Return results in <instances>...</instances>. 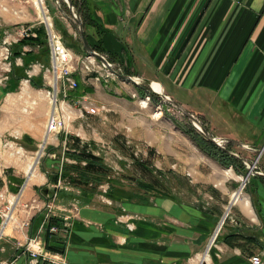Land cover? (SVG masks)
Segmentation results:
<instances>
[{"label":"crops","instance_id":"0c3cea01","mask_svg":"<svg viewBox=\"0 0 264 264\" xmlns=\"http://www.w3.org/2000/svg\"><path fill=\"white\" fill-rule=\"evenodd\" d=\"M82 11L90 22L85 26L90 41H100L115 64L158 81L169 94H187L188 108L204 116L217 136L264 146V0H85ZM4 27L0 38L11 30ZM43 64L32 61L26 69L38 84L23 78L0 85V264H33L28 243L38 236L43 244L40 225L50 206H67L76 198H52L57 182L49 179L47 168L61 164L50 150L64 147L65 133L46 134L54 77ZM74 77L79 84L68 89L73 99H68L67 149L77 147L75 137L95 143V119L86 116L91 115L87 110L81 115L75 105L86 91L118 114L112 137L135 143L146 154L150 150L162 178L171 182L168 190H157L141 203L118 196L116 207L124 213L98 193L72 186L67 192L80 195V210L68 221L65 264H253V255L264 264L261 176L253 175L239 193L245 173L199 150L163 111L154 113L148 100L132 99L121 83L111 91L92 77ZM8 140L23 154L13 149L8 154ZM232 150L250 160L257 157L245 147ZM259 163L263 170L264 155ZM43 186L51 189L47 197L39 193ZM126 219L135 223L134 230Z\"/></svg>","mask_w":264,"mask_h":264},{"label":"rangeland","instance_id":"374dc122","mask_svg":"<svg viewBox=\"0 0 264 264\" xmlns=\"http://www.w3.org/2000/svg\"><path fill=\"white\" fill-rule=\"evenodd\" d=\"M43 2H44L43 7L45 8V11L49 17L50 24L48 26L53 27L52 31L58 36H60L62 39L63 38L62 31L67 30L72 35V39L75 41L79 35L76 33V30L73 26V22L70 19L71 15H70L68 3L65 0H43ZM76 9L77 8H75V11ZM74 22L77 23L76 19H74ZM33 23H39V25H44L48 32L47 24L44 21V19H42V17L40 16L39 7L37 6L36 0H0V28L1 27L5 28L4 26H10L9 27V29H11L10 31L14 35H16L17 34L16 31H18V29L21 26L23 25L29 26ZM5 36H6V31L4 30L3 37ZM68 42H71V39H68L67 42H65V44H66V47L69 48L73 52V60L71 63L74 66V75H78L80 78H84V79H87L88 77H92V80H94L96 83L103 82V84H105V88L111 91L116 89L117 83L119 84L121 83L123 86H126L128 90H130L129 92H131L132 99L134 98L136 100H142V99L148 100L150 102V106H152V110L154 113L157 111H163L168 118H170L177 124L181 132H183L184 134L189 136V134H187L184 131L185 126L186 127L194 126L197 134H200V135L202 134V131L199 130L193 124V122H191V120H189V118L186 117L178 108L168 103L160 104V107H159L157 105V102H155L152 98L146 97L142 89H139L136 85L130 82H126V81L119 79L117 76L110 73L109 70L102 64L101 61L94 58L93 56H90L88 53L84 51L77 52L74 49L68 47L67 45ZM59 46H60L61 53L67 56V53L64 52L65 50L63 49L62 45L60 44ZM1 48L2 46L0 45V85L6 84V82H9V79H10L9 78L10 73L7 70V63H6L7 60H5L2 57ZM112 64L113 66H115L113 62ZM43 66L45 67V70L47 67L50 68V71H48V73L53 78L54 72L51 66V59H50V63L43 64ZM114 80L116 81L114 82ZM141 84H144L145 86H147L143 81L141 82ZM151 92L153 91L151 90ZM165 93L170 95L173 98L171 94L167 92ZM178 96L181 97L182 101L186 103V104H183V102L181 101L182 105L187 110L191 111L187 106L189 105L187 94L185 96H180L178 94ZM91 97L93 99V103L92 102L91 103L88 102V103L90 105L94 104L99 107V113L95 114V113H89L87 111L88 114H91V115H86V116H89L95 119L94 120L95 122H93L95 123L94 124L95 143L92 140L88 141V142H93V145H92L94 146L93 151L97 154L102 155L105 158V161L107 162V164L114 169V178H116L117 180H120L121 182L125 184H130L132 186L144 185L150 190V194L149 196H147L148 197L147 200H149L150 198L152 199V197L154 198L155 195L158 193L157 190H164L165 187H167V184H170L171 182L170 179L169 178L166 179L167 178L166 176L162 178V174L159 173V170H158L159 166L156 163L155 156L154 155L152 156L151 154L148 155V153H150V150L146 154L144 153V151H140V147L137 144L129 143L128 141H125V140L119 141L112 137L114 134V131L116 129L118 130V128L116 127L117 122L119 121L118 114L116 113V111H114V109L112 110L109 109L104 103H100V102L98 103L97 99H94L93 96ZM58 98L61 100L63 99L62 93L59 92ZM68 102L70 104L72 103L69 100ZM194 114L197 115L200 119L202 118L205 119V117L199 114H196L195 112ZM216 122L217 124H215V129L219 131L222 129L220 125V120H216ZM85 127L89 130L92 129V126L90 123H88ZM65 130H68V133H69L68 127ZM212 133L215 134L214 132ZM189 137L196 144V147L199 150L208 154L200 144H198L191 136ZM4 145L6 146L4 147L6 151L8 152V154L9 152L12 151V149L19 150V148L16 147L15 144H11L9 140L8 142H4ZM237 145L233 144L231 147L238 148ZM226 146H228V143H226ZM240 147H243V146H240ZM20 153L22 155L23 151L20 150ZM10 155L12 156V154ZM169 161L170 160L168 159V162L164 164L168 165ZM245 164L248 168L247 163ZM258 164H260L259 161L257 162V165ZM253 175L255 174H250V176H253ZM250 176L247 182L250 181ZM239 189H241L242 191L245 189V186H243L242 188V185H240ZM230 210L231 209L229 208L228 211L230 212Z\"/></svg>","mask_w":264,"mask_h":264},{"label":"trees","instance_id":"16d2710c","mask_svg":"<svg viewBox=\"0 0 264 264\" xmlns=\"http://www.w3.org/2000/svg\"><path fill=\"white\" fill-rule=\"evenodd\" d=\"M72 1L76 8L80 7V13H81V17L83 19V24L85 28L86 23L89 22L88 18L84 16L83 11H82V9L84 8L85 0H82L81 2L80 0H72ZM32 29L36 32V35H29V36L23 37L11 46L12 68L10 71L9 78L13 80H21L23 78H29L31 79V81H33V83L38 84V82H36L34 78H32L26 73V69L32 61H39V62L44 61L46 64L50 63L51 55H50V48H49V43H48V32L45 26L38 25L37 27H34ZM85 32L89 39V35H88L86 28H85ZM62 33H63L62 41L65 46H66L65 42H67L68 39H71V42L67 43L68 47L74 49L77 52L84 51L87 53L85 47L83 46L81 38L79 36L74 41L72 39V35L67 30L62 31ZM90 43L93 45V47L97 51L104 53V54L107 53L108 54L107 57L111 63L116 62L114 57L111 56L112 54L108 53V51L104 48V46L102 45L100 41L98 42V44H93L91 41ZM27 44L31 46V49L24 51V46ZM14 45L15 46L18 45L20 49L13 51ZM18 56L22 58L21 65H18L15 62L16 57ZM114 67L119 71L134 75V72L130 68L124 66L122 62H120V65L115 64ZM24 69H25V72H24ZM78 84L79 83L77 82V86ZM143 85L144 84L136 85V86L139 89H142L145 95H147V93L150 94V98H152L155 102L159 103L161 101V97L157 95L156 93L151 92V90H149V92H146L143 88ZM77 86L75 88H77ZM83 93L85 94L86 91L82 92L81 94L84 95ZM171 95L173 96L175 100L179 102L182 101V98L179 97L178 94H171ZM179 95L185 96L186 94H183V95L179 94ZM68 97L69 99H73V98H70L69 95ZM191 112L194 113V110H191ZM201 120L203 124L205 125V127L211 131L208 122L204 118H202ZM184 128H185L184 131L187 134H189V136H191L198 144H200L203 147V149L208 154H210L215 159H217L222 165L233 166L238 172L245 173V175L248 173L249 169L247 168L245 162L242 159L234 155H231L225 150L221 149L214 142L209 140L203 133L201 135L197 134L194 126H191V127L185 126ZM63 137H64V134H63ZM74 144L77 147L75 148L74 146L73 149H70V147L68 146V149L65 150V155L71 158H74L76 162H69L67 160L61 161V155L63 152V148L61 147L52 148L50 150V151L56 152L55 158L57 160V164H61L60 166L57 165L56 168H51V170L50 168H47L49 179L52 182L56 183L59 180V178H61L62 180L66 181L73 187H76L83 191H89L92 193H99V185L101 183L108 182L110 186L109 193L114 198V202L113 204H109L110 206H115V207L117 206L118 196L125 197L128 200L134 201V202L141 203V202L147 201V198H148L147 196H149L150 190L144 185L132 186L130 184H125L121 182L120 180H117L116 178H114V169L107 164V162L105 161V158L102 155L97 154L93 151L94 149L93 148L94 146H92L93 142L81 141L78 137L77 138L75 137ZM233 144H236V143L228 142L227 148L231 147ZM237 146L238 148H240L239 145ZM229 149L232 150L233 148L231 147ZM83 161H85V164L83 163ZM261 167H263L262 169L264 170V164L261 163ZM251 178L252 176H250V180ZM261 178L264 180V177L261 176ZM46 189H48L47 186L39 187V193L42 196L47 197L51 193V189H48L47 192H46ZM165 189L168 190L167 187H165ZM67 191L69 190L59 189L58 195L60 197H66V196L80 197L79 194H76V193L73 194L72 192H67ZM95 199L98 202L100 201L99 199H97L96 196L94 200ZM116 209H119L120 212H123V213L125 212L123 208L116 207ZM53 225H57L59 227L57 231L50 230L51 226ZM232 237L235 238V236H232ZM68 238H69V231H66V229L64 228L63 220L59 217L52 216L48 220L46 224V228L43 231V243L46 249H49L51 251H64ZM38 264H47V263L43 261L42 259H40Z\"/></svg>","mask_w":264,"mask_h":264},{"label":"built area","instance_id":"2783aa9c","mask_svg":"<svg viewBox=\"0 0 264 264\" xmlns=\"http://www.w3.org/2000/svg\"><path fill=\"white\" fill-rule=\"evenodd\" d=\"M47 28H48V43H49L50 55H51V66L54 72L53 74L54 81L52 83L53 89L49 91V94L51 95V98H52L51 100H52L53 105H52V110H51V113L49 115V118L46 124V134L48 136L50 133H53V132H56V133L65 132L66 133L65 138L63 139L64 147H63L62 158H61V160L63 161L65 159L67 160V157L65 155V150L67 149L66 143H67L68 130H65V129L67 128V122L72 119V110L70 108L71 104L68 102V99H69L68 89L75 88L77 86V79L74 77L75 76L74 66L71 63L73 60V52L69 48H67L63 43L64 46L62 47L64 50H66L64 52L67 53V56L63 55L60 51V46H59L60 44H57L59 40L60 42H63L61 37L57 35V40H58L57 41L55 39V36L52 35L51 28L48 25H47ZM16 33L17 34L14 35L10 30H6V36L3 38H0V45L2 46L1 55L5 60H7L6 61L7 70L9 71V73L12 68L11 45L16 43L23 37H26L29 35H36V32L33 31L31 26H25V25L21 26L18 29V31H16ZM30 49H31L30 45L27 44L24 46V51L30 50ZM15 62L22 63V58L20 56L16 57ZM45 71L46 72L50 71V68L47 67ZM59 81H61L63 84L62 92L59 91V88H58ZM59 92H61L63 95L62 100L58 98ZM76 101L77 102L75 101L74 102L79 107L81 115L83 114L82 111L85 109L89 113H95V114L99 113V107L97 105L89 104L91 102L93 103V99L90 95L84 94V96H81ZM83 163L85 164V161H83ZM250 174L252 173L250 172L249 174L247 173L245 176H242V182H241L242 188L247 183V182L244 183V180L246 178L249 179ZM71 187L72 185L62 180L61 178H59V180L55 184V188H54L55 190L52 195V198L56 199L59 197L58 195L59 189L69 190L71 189ZM109 190H110V186L108 182L101 183L99 185L98 197L104 203L113 204L114 198L109 193ZM2 198H3V193L0 192V201ZM79 210H80V200L77 197L74 198L72 200V203L67 206L62 207L61 204L56 205L55 207L50 206L48 212L46 213V215L44 216V219L42 220V223L40 225V231H44L48 220L52 216L61 218L63 220V226L66 229V231H70V225L68 221L70 218L78 215ZM227 214H228V211H227ZM225 218L220 221V223L216 227L214 234L210 238L207 252L209 248L215 243L218 237V233L224 223ZM125 222L127 224V227L130 230H134L135 223L133 221H131L130 219H126ZM58 228L59 227L57 225H53L51 226L50 230L57 231ZM1 236H2V231H0V237ZM28 248L31 250L32 256L35 258L33 261V264H38L40 259L45 261L47 264H65V258L63 257V252L65 250L64 251H51L49 249H46L44 243L42 244L40 242V237L38 236L34 238H30L29 243H28ZM197 257H198V261L201 262L202 257L201 256H197ZM250 260L252 261L253 264H260L262 262L261 257L259 255L251 256ZM3 264H9V263L5 261L3 262Z\"/></svg>","mask_w":264,"mask_h":264},{"label":"water","instance_id":"95a60500","mask_svg":"<svg viewBox=\"0 0 264 264\" xmlns=\"http://www.w3.org/2000/svg\"><path fill=\"white\" fill-rule=\"evenodd\" d=\"M68 3L69 6V10H70V19L73 22V26L76 30V33L79 35V37L81 38V41L83 43V46L85 47L87 53L90 56H93L94 58L98 59L99 61L102 62V64L109 70L110 73L114 74L115 76H117L119 79L126 81V82H130L134 85H141V82L143 81L147 86L143 85V88L146 92H149V90H152L154 93H156L157 95H159L161 97V101L159 102V104H163V103H168L176 108H178L185 116H187L189 118V120H191V122H193V124L202 131V133L212 142H214L217 146H219L221 149L225 150L226 152H228L231 155H234L240 159H242L245 163H247L249 171L248 174L251 172L252 174L255 175H259L264 177V171L261 169H258V165L257 162L259 161L260 157L262 155H264V146L263 147H254L251 146L249 143L247 142H243L240 140H236L233 138H229V137H221V136H217L215 134H213L208 128L205 127V125L203 124L202 120L195 115L193 112L187 110L181 102L173 99L170 95L166 94L165 92L161 93L158 92L156 90L153 89L152 84L154 82H158L156 80L150 79V78H146V77H142V76H138V75H133V74H127L124 73L122 71L117 70L113 64L109 61L108 57L106 56V54L101 53L99 51H97L93 45L90 43L86 32H85V28H84V24H83V19L81 17V13H80V7H78L75 11V5L73 3L72 0H65ZM82 0H80L81 2ZM74 19H76V22H74ZM116 80H114L115 82ZM162 85V84H161ZM164 89V88H163ZM147 97H150V94L147 93L146 95ZM228 142H233L236 143L240 146H243L245 148L254 150L255 152H257V157L254 160H250L246 157L241 156L238 152L231 150L229 148H227L226 143ZM230 207V206H229ZM226 214L224 215L223 219L226 217Z\"/></svg>","mask_w":264,"mask_h":264},{"label":"bare ground","instance_id":"6f19581e","mask_svg":"<svg viewBox=\"0 0 264 264\" xmlns=\"http://www.w3.org/2000/svg\"><path fill=\"white\" fill-rule=\"evenodd\" d=\"M36 3H37V6L39 7V13H40V16L42 17V19H44V21L46 22V24L49 25V24H50V23H49V17H48V15H47L46 11H45V8L43 7V6H44V2H43V0H36ZM50 28H51V30H53V27L50 26ZM52 35L55 36V39L57 40V34H55V33L52 31ZM57 41H58V40H57ZM58 43L61 44L62 46H64L63 43L60 42V40H59ZM65 51H66V50H65ZM63 55H64V54H63ZM152 87H153L154 90H156V91H158V92H161V93L164 92L163 87H162V85H161L159 82H154V83L152 84ZM144 102H146V101H144ZM14 152H15V153H18L19 155L21 154L19 150H15ZM13 154H14V153H13ZM247 180H248V178H246V179L244 180V183L247 182ZM240 192H241V190L239 191V193H240ZM237 194H238V192H237ZM228 210H229V207H228Z\"/></svg>","mask_w":264,"mask_h":264}]
</instances>
